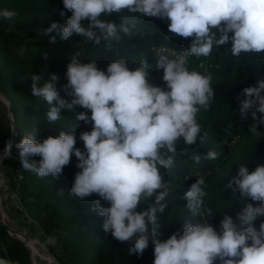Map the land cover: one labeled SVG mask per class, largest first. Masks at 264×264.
I'll use <instances>...</instances> for the list:
<instances>
[{"label":"clouds","instance_id":"9594fccd","mask_svg":"<svg viewBox=\"0 0 264 264\" xmlns=\"http://www.w3.org/2000/svg\"><path fill=\"white\" fill-rule=\"evenodd\" d=\"M65 12H71L64 24L51 23L42 35L49 43H56L74 34L86 42L99 45L101 41L119 40V33L131 35L136 20L123 15L120 23L102 19L113 14H140L146 17L167 19L168 32L184 39L191 38L188 53L197 58L208 57L214 47L231 42V55L264 53V0H62ZM14 11L0 10V17L10 19ZM87 21V27L82 24ZM232 33V35H229ZM171 37H169L170 39ZM71 58L67 66V83L64 85L69 100L57 90L58 76L51 74L49 81L37 86L42 74H33L32 94L43 97L50 105L49 122L60 119V110L83 108L76 119L91 124V131H83L79 139L84 150L76 147L75 129L61 132L37 141L34 134L25 135L15 144L22 168L38 177L53 178L63 173L74 155L79 172L75 174L71 194L83 201L93 194L97 214L106 219L103 231L119 242H128L130 254L141 256L154 244L153 264H264V221L259 228L254 221L264 217V164L249 172L240 165L228 187L240 193L248 203L235 219L225 214L220 231L209 223H185L166 240L159 239L161 228L157 213L167 208L166 197L170 184L164 180L161 169L174 165L177 143L192 146L203 143L202 126L197 121L201 109L208 110L215 96L213 76L189 70L184 57L169 59L160 55L157 68L163 69L165 87L149 79L146 60L130 69L126 59L111 61L106 70L96 60L82 62ZM44 59H48L45 54ZM239 113L242 119L251 111L253 123L249 129L258 133L257 125L264 124V78L254 86L242 90ZM90 111V115L88 114ZM260 114L259 116L257 114ZM13 141L9 139L0 154V160L12 156ZM40 157L39 161L29 157ZM218 153L207 152L214 160ZM196 163L200 155L193 156ZM206 181L199 176L184 194L186 208L193 216L202 214ZM102 201L106 202L105 206ZM154 201V203H152ZM141 204H146L138 211ZM207 214L213 215L211 209ZM47 244L55 246L57 239L49 236ZM0 264H14L0 257Z\"/></svg>","mask_w":264,"mask_h":264},{"label":"trees","instance_id":"16d2710c","mask_svg":"<svg viewBox=\"0 0 264 264\" xmlns=\"http://www.w3.org/2000/svg\"><path fill=\"white\" fill-rule=\"evenodd\" d=\"M4 9L16 13L10 19L0 17V92L10 101L13 123L17 130L16 143L30 133L34 134L37 141H43L49 136L58 137L61 132L75 129L76 147L84 150L79 135L83 131H91V124H84L76 119L78 112L85 111L81 107L61 109L60 119L49 122L47 112L51 106L43 97L32 94L33 74H42L38 87L49 81L51 74H56L57 90L62 98L70 101L71 98L64 90L67 83L66 71L71 58L77 53V58L82 62L95 59L102 70H106L107 65L115 59H126L132 69L139 66L144 58H148L150 81L165 87L163 69L157 68L158 59L152 57V47H178L182 40L188 42L190 47L192 42L191 38L184 39L169 33L170 21L167 19L122 13L102 19L119 24L123 15H129L136 20L131 35L121 32L119 40H102L96 45L86 42L84 37L77 34L65 41L57 33H53L57 39L52 44L49 43V37L41 33L53 22L64 24L66 17L71 15V12L66 11L65 16H61L60 13L64 10L62 0H0V10ZM82 24L87 27L88 22L82 21ZM230 47L231 42L212 50L213 62L217 67L210 73L215 71L221 78L212 82L215 96L209 109H201L197 114V121L203 129V143L198 140L196 144L187 146L181 139L173 157L174 165L169 169H161L164 180L170 184L165 201L167 208L163 214L157 213L161 240H166L178 229L182 230L185 223L203 224L207 219L220 223L225 214L235 219L237 213L248 203H253L254 206L258 204L251 199L242 200L240 193L227 185L237 174L240 165H246L249 172H252L258 164H264V124L257 125V134L249 131L254 122L251 111L242 119L238 99L243 98L241 94L245 87L254 86L257 80L264 78V53H242L239 57H234ZM45 54L47 60L44 59ZM195 58V61L201 59ZM88 114L90 115V111ZM11 137L12 131L7 132L0 122V151ZM237 140H243L244 144L235 164V173L229 178L221 179L220 169L226 165L231 148ZM209 150L216 151L218 157L214 160L207 159ZM196 154L200 155L199 163L193 159ZM39 159L40 157H29L30 162H38ZM7 161H20L15 145L12 156L4 160ZM76 165L77 158L73 155L69 165L56 178H41L22 168L21 201L44 232L56 237V245H50L56 255L66 264H153L154 244L151 238L148 248L141 256L130 254V243L119 242L110 233L103 231L102 225L106 217L93 210V200L98 198L96 194L83 201L71 194L75 174L80 171ZM199 176L205 177L207 195L204 197L202 214L193 216L186 208L184 194ZM102 203L108 206L106 202ZM145 207L146 204H141L137 210L142 211ZM207 209H211V217L207 214ZM261 221H264V217L254 221L257 229ZM0 257L7 258L14 264H29L30 261L28 248L21 240L8 233L1 220Z\"/></svg>","mask_w":264,"mask_h":264},{"label":"rangeland","instance_id":"374dc122","mask_svg":"<svg viewBox=\"0 0 264 264\" xmlns=\"http://www.w3.org/2000/svg\"><path fill=\"white\" fill-rule=\"evenodd\" d=\"M214 56V54H213ZM202 58V57H200ZM195 56L188 59L189 70H197V61ZM215 63V62H214ZM212 82L219 80L221 75L217 72L211 73ZM0 122L7 132H11L13 128V116L9 112V107L4 98H0ZM243 140H237L231 148L228 161L223 169H220L221 179L229 178L235 173V164L241 156L243 148ZM0 160V220L1 222L14 230L23 232L29 237V249L32 255L33 264H66L59 258L55 250L46 243L49 237L42 226L35 220L25 208L20 198V191L23 184L18 179V172L21 170V162ZM21 166V169L18 166ZM189 190V189H187ZM8 230V229H7ZM8 233L13 238H21L14 234ZM36 249V250H35Z\"/></svg>","mask_w":264,"mask_h":264},{"label":"built area","instance_id":"2783aa9c","mask_svg":"<svg viewBox=\"0 0 264 264\" xmlns=\"http://www.w3.org/2000/svg\"><path fill=\"white\" fill-rule=\"evenodd\" d=\"M188 48L189 44L184 40L180 42L178 47H172L167 45L153 46L152 57L158 59L160 55H166L169 59L184 57L188 60L190 57V54L188 53ZM144 60L148 61V58H144L143 61ZM215 67H217V65L214 64L213 55L211 53L210 56L202 57L200 60L197 61L196 71L203 73L205 70H207L208 72H210ZM18 168L21 169L20 164ZM18 179L21 183L23 182V173L21 172V170L18 172ZM20 187H22V184H20ZM206 222H209L217 230V232L220 231V223L214 222L212 219H207ZM216 264H219V262L217 261Z\"/></svg>","mask_w":264,"mask_h":264},{"label":"water","instance_id":"95a60500","mask_svg":"<svg viewBox=\"0 0 264 264\" xmlns=\"http://www.w3.org/2000/svg\"><path fill=\"white\" fill-rule=\"evenodd\" d=\"M0 95L4 98V100L7 102V104H8V107H9V112L11 113V115H12V110H11V106H10V101L8 100V98L3 94V93H1L0 92ZM13 116V115H12ZM13 122H14V119H13ZM16 135H17V130H16V127H15V125H14V123H13V128H12V137H11V139H12V141H13V146L15 145V143H16ZM3 151H4V149L3 150H1L0 151V154H3ZM6 228L12 233V234H14L15 236H21L22 238H17V239H19V240H21L23 243H24V245L28 248V250H29V247L27 246V244H26V241H29V237L26 235V234H24L23 232H21V231H18V230H14L13 228H10V227H8V226H6ZM29 254H30V261H29V264H33V261H32V255H31V252H30V250H29Z\"/></svg>","mask_w":264,"mask_h":264},{"label":"bare ground","instance_id":"6f19581e","mask_svg":"<svg viewBox=\"0 0 264 264\" xmlns=\"http://www.w3.org/2000/svg\"><path fill=\"white\" fill-rule=\"evenodd\" d=\"M0 98H3L1 95H0ZM19 236V235H18ZM21 237V236H20ZM22 238V237H21ZM23 239V238H22ZM29 243H30V240L29 241H26V244L27 246L29 247ZM30 250V249H29ZM36 250V249H35Z\"/></svg>","mask_w":264,"mask_h":264}]
</instances>
